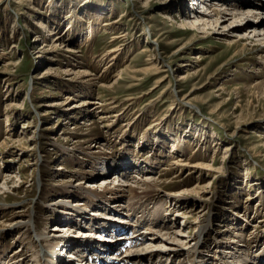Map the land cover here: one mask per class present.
Masks as SVG:
<instances>
[{
    "label": "rangeland",
    "instance_id": "rangeland-1",
    "mask_svg": "<svg viewBox=\"0 0 264 264\" xmlns=\"http://www.w3.org/2000/svg\"><path fill=\"white\" fill-rule=\"evenodd\" d=\"M193 2L0 0V252L7 263L51 264L46 240L74 243V227L105 222L85 215L90 205L98 210L88 190L115 187L102 168L123 155L137 157L144 171L130 168L137 178L119 185L150 178L161 189L146 202L125 191L118 207L123 216L134 205L139 223L144 216L153 223L157 212L165 217L167 228H146L145 254L180 255L174 264L264 262L263 38L230 35L228 26L192 30L193 11L219 10L223 1L196 10ZM97 10L105 14L100 21ZM234 21L226 24H244ZM110 22L117 27L105 28ZM49 29L66 40L56 44ZM117 44L124 51L111 61L105 56ZM175 161L209 167L200 174ZM22 211L33 219L27 232L14 226ZM58 211L76 219L59 241L55 230L69 218L54 222ZM153 231L165 238L179 231L189 245L170 250L151 240ZM20 250L24 260L14 258Z\"/></svg>",
    "mask_w": 264,
    "mask_h": 264
},
{
    "label": "bare ground",
    "instance_id": "bare-ground-1",
    "mask_svg": "<svg viewBox=\"0 0 264 264\" xmlns=\"http://www.w3.org/2000/svg\"><path fill=\"white\" fill-rule=\"evenodd\" d=\"M218 1H223L221 4H219V7H220L219 10H218V8H215L218 5L217 6H214V5L211 6L210 5L209 6L210 8L208 7L206 9L207 12L209 10L208 13L207 12L200 13L198 11H193L194 13L192 12L193 13V18H192V21L189 22L190 23V26H192L191 27L192 30L193 29H196L197 30V28H201L203 30V29L206 28V30H208V31H211V30L215 29L217 32H220L221 28H225V27L228 26V28L226 29V31L227 32L230 31L229 32L230 35H233L234 36L235 34H240V35L246 34V36L250 37V40L252 38L253 41L255 40L254 38H258V37L261 38L262 37L263 40L261 42H264V20H261L262 18H261V14H260V12L261 13L262 12L264 13V1H260V0L259 1H254V0H242V1H240V0H226V1L225 0H218ZM223 5H225V6L223 7ZM234 5L237 8H240L241 10L243 9V11H245V12L238 13L235 9H226V6L227 7H230V6L231 7H234ZM102 12L100 10H97V11L93 12L92 13L93 14V18L99 19V21H100L101 17L103 15H105ZM239 19L242 20V21H244L243 22L244 24H242V26L239 27V28H236L235 29L236 26H234V25L233 26H229V25L226 24V22L229 23V21H234V20L236 21V20H239ZM117 25L118 24H116V22L115 23L110 22L108 24H105V28L114 29V28L117 27ZM243 26L246 29L243 30V28H242ZM188 27L186 26V29H188ZM71 28H73V27H70V29ZM68 32H69V29H68ZM125 34H126V32H124V33H117L115 36H113L114 37V41L117 42L119 40H123L122 37ZM49 35H52L53 37H56V40H55L56 41L55 42L56 44H59L58 42H61L62 43L63 41L66 40L63 37L64 34H63V36H61L59 38L57 36V33H55V31H52L51 29H49ZM243 39H246V37H244ZM123 45H124V47H122V48L123 49H126L128 46H130V42H125ZM122 48H120L118 46V44H117V46L112 47L111 49H109V52L107 53V56H105V57H107V58L110 57L109 59L111 61L116 60L118 58L119 54L122 51H124V50H122ZM143 50L144 51H147L148 49L143 48ZM68 51L74 53V51H72V50H68ZM151 68L156 69L157 68V65L152 63V67ZM258 137L261 138V136H259V135H258ZM174 164L178 165L179 167H185V168H191L192 167L189 164H180V162H177V161H175ZM113 165H114V163L111 164V165L109 164L107 166V168H112ZM133 167L136 168L139 171V173H140V167L139 166H137V165L129 166L128 164L127 165H125V164L123 165L122 164V166L121 165H118V168H117L118 169V173H119V175L121 174V172L124 174V173H126L125 172L126 168L127 169H130V168H133ZM207 167H209V166H201V165L193 166L192 167L193 170H191V172L192 171L199 172L202 169L203 170L204 169H207ZM119 169H121L122 171L119 170ZM199 173L201 174L202 172L200 171ZM116 175H111V176L114 177L113 184H114L115 187H112V188L105 187L101 191H93V190H90L89 191L88 190L89 197L91 196V198L96 201L94 204H95V207L98 208V210H93V212H91V213H93V215H95V216L97 215V216H99V218H103L105 220L107 218L114 217V215H118L119 217L117 218V220H119L121 218H123V219L125 218L124 220H128V222L131 223L133 217L129 216L128 213L127 214H122L123 216H121L120 209H118V207H120V203L122 202V200H124L125 193L128 192V193H130L132 195V198L133 197H136V198L139 197L140 199L142 198L146 202V201H148V199H150L154 195V192L156 190H158V191L161 190L160 189V185H159V183L156 180H150V178L142 179L143 181H137V180H139V179H137L136 182H134L135 183V186L128 185V184L119 185L118 183L120 182V180L117 179V176ZM129 178H132V177L130 176ZM129 178L128 177L127 178L124 177V180L123 181H125V182L127 181L128 182L127 179H129ZM133 178H137V177L134 176ZM120 183H122V182H120ZM4 187H7V185L6 186L4 185ZM1 190H2V187H0V191ZM173 194H171V195H173ZM176 195H177L176 197H178V198L179 197H183V194L182 193H176ZM176 197H174V198H176ZM112 200L114 201L112 203L113 204L112 205V208H114V209H110L111 205H108V202H112ZM144 201H142V202H144ZM118 203H119V205H118ZM142 205H144V203ZM1 206L4 207L6 205L4 203H1L0 204V207ZM3 207H1V208H3ZM130 207L135 210V208L133 206H130ZM106 208L108 209L107 211L109 213L107 212L105 214V213H103L101 211V209L105 211ZM116 209H118V210H116ZM20 213L18 214V218H17L18 220L14 224L15 229L16 230H23V229L25 230L26 229V232H27L28 231L27 226H29V224L32 223V220L33 219L30 218V217L25 216V214L22 215L23 213H28V212L22 211L21 215H20ZM157 214L158 215L154 219L153 223H151V225L152 226L155 225V227H156V226H159V224H160L161 226L158 227V228H159V231H161L162 228L165 229L167 223L165 222V217L163 215H160L159 212H157ZM103 215H105V217ZM114 220H116V218ZM145 220H146V217L144 216V217H142L140 223H139V221H134V223L141 224L142 222H145ZM74 223L75 222H73V224ZM87 223H88V221L85 222V224H87ZM89 225H90V223H88L86 225V227L89 226ZM67 227L68 226H65L64 230L67 229ZM152 228H154V227H152ZM149 229H151V228L149 227ZM87 231L90 234H93L94 236L96 234L95 231H93L92 229L91 230H88L87 229ZM136 231H137V229H136ZM137 234L139 236V234H141V233H137ZM164 236H168L170 238L162 237L159 234H157V231L156 232L153 231L152 234H151V240L152 241L154 240V242L157 241L158 243H165L166 242L167 243L166 245L168 246V248L170 250L173 249V244L174 243L177 244V242L180 243L181 241H183V242H186L187 245H189V242H190L189 241L190 239L189 238H185L184 234L182 235L179 231L177 233H165ZM45 242H46L45 249H50V248L51 249H54L55 246L59 243V242H57V243L56 242H53L51 240H46ZM62 243H63V245L66 244L65 246H67L68 248L71 246V244H73V243L68 242L67 240H66V242H64L62 240ZM77 244H82V245H85V246L91 245V243H88L87 244V243H81V242H77ZM61 251L62 252H60V251L59 252L62 255H67L66 257H68V254H66V251H64V252H63V250H61ZM149 251H151V250H149ZM163 252L164 253H161V254H156V253H154V254L152 253L151 254V252H149L148 254H145L146 253V250H144V248H142V249L141 248L140 249L138 248V251H136V252L134 251L133 253L130 252L131 255L129 254V256H126V257L129 258V260L135 261L137 263L140 262V263H143V264H145V263H147V264H162L163 261H167V262H169V264H174L173 262L175 260H178V262H179L180 255H178V254L177 255H173V254H169V253L166 254L165 251H163ZM22 253H23V251H21V250L15 252L14 253V258L15 257H19V255H23ZM193 253L200 254L201 253L200 247H199V249H198V247L195 248L193 250ZM144 254H145V256H144ZM24 255L22 256L23 260H24V257H25ZM69 258H70V256H69ZM199 258H200V262L199 263L200 264H205V263H203L204 260H202L201 257H199ZM28 260L30 261L29 258H26L25 261L28 262ZM65 261H66V259H65ZM16 262H18V261H16ZM241 262L242 263H246V262H249V260L246 259V260H243ZM16 264H19V263H16ZM66 264H73V263L66 261ZM237 264H239V263H237Z\"/></svg>",
    "mask_w": 264,
    "mask_h": 264
}]
</instances>
